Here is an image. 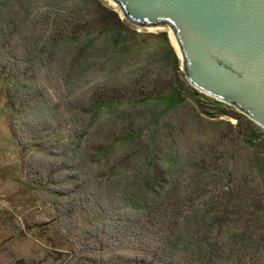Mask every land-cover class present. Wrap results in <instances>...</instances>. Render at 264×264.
Here are the masks:
<instances>
[{
	"label": "trees",
	"instance_id": "16d2710c",
	"mask_svg": "<svg viewBox=\"0 0 264 264\" xmlns=\"http://www.w3.org/2000/svg\"><path fill=\"white\" fill-rule=\"evenodd\" d=\"M149 36L164 53L99 0H0V83L15 143L42 150L62 131L67 140L56 160L30 165L29 183L64 197L55 204L68 220L91 209L102 219L69 223L88 255L56 259L264 264V128L224 108L235 124L202 117L168 35ZM57 77L67 90L51 98ZM62 182L74 186L51 190Z\"/></svg>",
	"mask_w": 264,
	"mask_h": 264
},
{
	"label": "rangeland",
	"instance_id": "374dc122",
	"mask_svg": "<svg viewBox=\"0 0 264 264\" xmlns=\"http://www.w3.org/2000/svg\"><path fill=\"white\" fill-rule=\"evenodd\" d=\"M99 1L116 11L120 18L128 22L131 27L137 28L143 35H147L148 37H145L147 45L156 54L164 53L166 46L157 38L149 36V34L166 32L170 44L178 55L180 69L188 80L177 36L168 20L164 24L140 27L127 18L118 1ZM50 86L49 95L51 98H60V94H64L67 90L62 77H57L56 81H53ZM195 89L200 94L197 100L189 98V102L202 114V117L216 121L226 120L235 124L236 119L234 117L220 114V110L223 108L243 113L248 117L243 112L244 110L235 104H229L200 89ZM3 90L4 85L0 83V264H62L64 261L70 264L72 260L77 262L70 256L63 262L56 259V252L70 255L76 250L77 256L84 257L88 255L81 250L78 231L70 228L69 223L77 222L78 230H82L100 222L102 219H98L94 214L95 211L91 209L75 214L73 218L68 220L63 215L60 216L63 212L59 211L55 204L57 201H63L64 197L52 194L50 190L29 183L34 178L30 174V165L35 161L45 159L48 161L56 160L58 157L55 152L60 149L56 147L61 146L63 141H67L66 136L62 131L44 141L42 150L21 151L10 131V109L5 101ZM166 100L168 99H152L151 101H153L152 103L159 101L166 104ZM73 186L71 183L62 182L50 188L51 190L67 191ZM123 252L134 256L145 255V252L141 250L130 249Z\"/></svg>",
	"mask_w": 264,
	"mask_h": 264
},
{
	"label": "water",
	"instance_id": "95a60500",
	"mask_svg": "<svg viewBox=\"0 0 264 264\" xmlns=\"http://www.w3.org/2000/svg\"><path fill=\"white\" fill-rule=\"evenodd\" d=\"M140 27H173L189 82L264 128V0H116Z\"/></svg>",
	"mask_w": 264,
	"mask_h": 264
},
{
	"label": "bare ground",
	"instance_id": "6f19581e",
	"mask_svg": "<svg viewBox=\"0 0 264 264\" xmlns=\"http://www.w3.org/2000/svg\"><path fill=\"white\" fill-rule=\"evenodd\" d=\"M172 33V32H171ZM172 35H174L173 33H172Z\"/></svg>",
	"mask_w": 264,
	"mask_h": 264
}]
</instances>
